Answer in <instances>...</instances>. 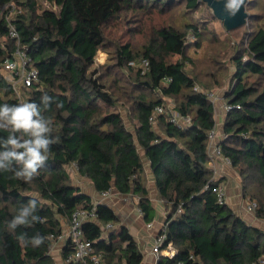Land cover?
I'll return each mask as SVG.
<instances>
[{
	"label": "trees",
	"instance_id": "obj_1",
	"mask_svg": "<svg viewBox=\"0 0 264 264\" xmlns=\"http://www.w3.org/2000/svg\"><path fill=\"white\" fill-rule=\"evenodd\" d=\"M11 2L23 10L10 18V24L5 15L12 14L13 8L2 9ZM40 2L55 5L57 10L39 13ZM180 4L194 9L199 0H0V63L19 47L31 58L28 68L36 69L39 79L32 88L20 89L22 98L21 91L27 93L20 100L11 79L0 73V104H39L44 91L63 103L62 108L53 104L46 113L55 122L53 135L59 136V142L51 145L49 159L32 183L0 173V264H56L51 248L66 228L62 220L70 224L74 212L94 206L95 217L84 221L82 229L102 261L141 264L144 255L129 228L120 223L110 205L74 184L67 167L76 165L77 173L89 180L98 194L115 190L136 196L143 219L149 223L155 219L156 209L144 158L150 163L167 211L160 234L165 233V243L172 242L177 248L174 257L160 256L157 264H260L264 231L218 201L215 190L222 179L213 181L214 171L208 166V132L216 125V111L205 90H195L197 77L185 68L189 60L187 35L190 32L199 39V28L191 23L184 31L173 26L157 28L142 53L135 52L130 43L116 48L118 66L132 69L140 55L141 63L149 60L148 72L143 75L139 66L134 81L139 94L134 101L137 121L133 130L114 109V94L93 68L105 44L104 27L111 20L127 11L163 13ZM11 26L19 34V44L10 36ZM171 55L180 59L168 60ZM233 61L235 83L226 92V102L235 108L224 118L220 146L243 176L247 177L245 171L251 173V181H256L263 193L264 86L247 82L251 74L264 76L263 24L250 31L242 47H236ZM165 78L171 79L167 85ZM154 93L176 98L175 109L190 116L192 123L179 126L163 114L155 127L150 115L156 106L165 104L158 96L149 97ZM30 193H37L44 201L36 213L43 222L10 232L7 223L28 202ZM260 202L255 212L264 218V200ZM108 223L119 227L105 233ZM37 233L46 237L39 247H21L16 239L21 234L31 238ZM73 250L72 240H66L61 249L65 262Z\"/></svg>",
	"mask_w": 264,
	"mask_h": 264
},
{
	"label": "rangeland",
	"instance_id": "obj_2",
	"mask_svg": "<svg viewBox=\"0 0 264 264\" xmlns=\"http://www.w3.org/2000/svg\"><path fill=\"white\" fill-rule=\"evenodd\" d=\"M44 9L56 11L57 6L47 2H40L38 12L40 13ZM18 10L19 9L12 11V16H15ZM246 10L248 14H250L247 23L231 31H227L224 28L222 21L214 15L212 9L204 0H199L198 6L194 9H189L185 4H180L175 5L172 9L163 13L157 10L151 12L127 11L111 20L104 27L105 44L98 51L93 68L98 70V75L101 76L102 82H104L114 94L116 98V107L114 109L122 115L126 126L133 130L137 121L134 101L139 94V90L134 84V81L136 80L137 69L143 57L140 55L132 63V69L127 66H118L116 65V48L118 45L130 43L135 52L142 53L145 46L155 37L157 28L173 26L180 31H184L187 23L196 25L201 31V37L196 39L190 32L188 33L186 54L189 60H186L185 68L189 74L197 77L199 88L205 91H214L221 98V101L218 103L220 106L218 107L216 116V123L219 126L224 114L222 104L227 101L226 92L231 90L235 83L234 75L236 73V66L233 61V56L236 53V47L239 48L244 45L251 30L255 29V27L260 24L264 26V0H252L248 2ZM197 43H199V46H197ZM167 59L176 61L180 59V56L171 55ZM0 73L9 80L11 79L12 73L4 71L1 65ZM247 82L249 84H258L257 86H259V84L264 86V76L261 78L258 75L251 74ZM21 93H23V98L27 94L25 90L21 91ZM157 96L164 100L167 110L176 107L177 99L174 97L162 96L155 93L149 95V97L153 98ZM218 116H220V118ZM155 127H159V120L155 124ZM220 128L222 127L220 126ZM139 149L141 148L139 147ZM140 151L142 152V150ZM144 166L146 167L145 171L148 174H152L151 168L148 166L145 159ZM220 168L222 170L221 173L227 174L222 178L223 180L226 179V182L223 181L227 192L225 200L232 197L231 200L233 201L231 204L233 206L236 204L237 207L238 205L239 207H247V204L250 202H256L261 205L260 199L264 200V192L262 193L259 190L256 181H251V173L249 171H245L247 175V177H245L240 173L239 168H236L232 164L228 166L223 165ZM67 169L70 173L72 182L90 192L92 188L90 182L82 178L72 165L67 167ZM233 175H235V178H238L237 181L232 179ZM229 179L231 183L230 186L227 183ZM95 198L97 199V197ZM110 203L112 205L114 204L116 210H119L115 202ZM158 211L161 210L158 209ZM253 213L257 215L255 210ZM127 217L128 215L125 212L120 218L124 221L125 226L129 227L134 222L136 223L138 220H141H131L127 219ZM62 223L63 227H67L69 224L66 220H62ZM146 223L147 222L143 219L142 225L145 226ZM160 224L161 223L155 222L154 232L160 228ZM117 227H119V224ZM58 260L56 264H63L60 259ZM101 264H106V261L103 260Z\"/></svg>",
	"mask_w": 264,
	"mask_h": 264
},
{
	"label": "clouds",
	"instance_id": "obj_3",
	"mask_svg": "<svg viewBox=\"0 0 264 264\" xmlns=\"http://www.w3.org/2000/svg\"><path fill=\"white\" fill-rule=\"evenodd\" d=\"M246 0H224V10L235 17L245 8ZM55 104L62 108L63 103L44 91L40 103L21 101L17 104H0V173H11L10 179L32 181L45 167L50 154L51 145L59 142L53 118L46 113ZM30 199L22 205L13 218L7 223L10 232L20 226H31L43 222L37 215L38 208L44 203L37 193H30ZM21 247L31 245L39 247L46 237L37 233L28 238L26 234L16 237Z\"/></svg>",
	"mask_w": 264,
	"mask_h": 264
},
{
	"label": "built area",
	"instance_id": "obj_4",
	"mask_svg": "<svg viewBox=\"0 0 264 264\" xmlns=\"http://www.w3.org/2000/svg\"><path fill=\"white\" fill-rule=\"evenodd\" d=\"M12 7V10H16V6L13 2L8 3L4 5L2 11H5L7 8ZM20 13L21 10H18ZM5 13L1 12V15ZM7 20L11 24L10 18L12 17V14L7 13L6 15ZM10 36L13 38H16L17 43L20 42L19 34L17 33L14 26H11L9 29ZM31 61V58L27 55V53L21 49L17 48L13 55L7 56L1 63V67L6 72H11V82L17 91V95L20 98V100H23L20 89L21 88H27L30 89L33 87L36 82L39 81L38 79V71L34 68H28V64ZM141 67V73L144 75L148 72L149 69V60L144 59L142 63L140 64ZM171 81L170 78H165L163 80V83L167 85ZM195 90L199 91L202 90L199 88L198 85L195 86ZM208 99H210L215 107L216 116H217V110H218V104L219 101H221V98L214 92V91H205ZM224 113L226 114L231 109L235 108L233 105H230L228 102H223L222 104ZM237 107V106H236ZM168 114L170 115V120L179 125V126H189L192 123V118L187 115H183L180 112H178L175 108L171 110H167L165 105H159L156 106L152 114L150 115V122L155 125L158 121V118L160 115ZM219 126L215 125L211 130L208 132V143H207V153L209 156V166L214 171V175L212 180L217 181L219 178L217 177L218 172L215 171L212 167L214 166V163L216 161H220V165H231L232 161L231 159L224 155L220 143L224 138L223 130ZM73 167L76 168V165ZM217 172V173H216ZM216 173V174H215ZM223 182H220L218 186L216 187V193L218 197V201L220 203H225V196H226V186ZM112 195V190L103 192L102 194H99V202H102L101 200L106 199ZM98 199V198H97ZM257 207L256 202H250L247 204V209L250 211H254ZM95 206L91 210H85V209H78L74 214L72 215V219L70 224L65 228L63 234L58 238V240L62 239L63 241H66L68 239H71L74 244V250L71 253V255L66 259L67 263L72 264H101L102 257L101 254L97 253L94 248V242L87 239L84 235V231L82 229V225L84 221L89 220L91 218L95 217ZM154 222L147 223L148 228H153ZM162 226V225H161ZM117 228L116 225L108 223L104 226V232L107 233L110 230H113ZM57 240V241H58ZM166 240V234L162 233L160 234V230L158 231L154 246L151 249V252L156 255L157 261L160 258V256H165L168 258H172L177 253V248L174 247L172 242L165 243ZM55 241V242H57ZM55 242L51 249L54 248ZM177 264H185L183 262H178ZM260 264H264V255L260 258Z\"/></svg>",
	"mask_w": 264,
	"mask_h": 264
},
{
	"label": "crops",
	"instance_id": "obj_5",
	"mask_svg": "<svg viewBox=\"0 0 264 264\" xmlns=\"http://www.w3.org/2000/svg\"><path fill=\"white\" fill-rule=\"evenodd\" d=\"M218 106H220V105H218ZM225 116H226V114L224 113L222 116V119L219 123V127L221 126L223 128V122H224ZM218 117L220 118V116H218ZM218 117H217V119H218ZM140 150H142V149H140ZM144 159H145V161H147L148 166L150 167L149 161L146 158H144ZM220 164H221L220 161H216L212 168L215 171H217L218 173H220L219 176L218 175L217 176H218V178L222 179L224 177V175H227V174L221 173L222 170L220 167H222V166ZM208 166H209V164H208ZM147 177L149 180L151 201H152V204L157 211L156 215H155V219L153 220V222H154V225H155V222L161 223L160 224V228H161V225L165 222L167 211L165 210L164 203L159 196V193H158L157 188L155 186V180H154L152 174L147 173ZM84 179H86V178H84ZM232 179H235V181L238 180V178H235V175L232 176ZM223 181L226 182V179H224V180L222 179V182ZM227 183L230 186V184H231L230 179L228 180ZM90 184L92 187L90 192L84 190L80 185L79 186L83 189L84 192L88 193L93 198L97 197L99 199V197H100L99 194L95 191L91 182H90ZM228 190H231V189H228ZM226 194H227V192H226ZM229 198L230 199L225 200V203H227L235 212H237L249 224L256 226V227H259L264 231V218L257 217L252 211L248 210L246 206L239 207V205H238V207H237L236 204L233 206L231 204V202L233 201V200H231L232 197H229ZM101 201L110 205L116 211L119 218L122 216L123 213L126 212L128 215L127 219H131V220L141 219L140 221L138 220L136 222L137 224L134 222L130 227L129 226H127V227L129 228L130 233L134 236V238L138 242L139 247H140L141 251L143 252L144 259H143V262L141 264H157V257L155 256V254H153L151 252V249L154 246L155 238H156V235H157L158 231L160 230V228L157 231L155 230V232H154L153 231L154 227L148 228L147 223L145 226L142 225L143 216H142V214L138 208L136 196H134L133 194L122 195V194L117 193L115 190H112V195L106 199L101 200ZM132 201H134V202H132ZM110 202H115V205L119 207V210H116L114 204L112 205ZM158 209H160L161 211H158ZM124 216H125V214H124ZM120 220L122 221L121 218H120ZM120 223L125 225L124 221H122ZM64 243H65V241H63L62 239L55 242L54 248L51 249V254L56 261H59L58 259H60V261L63 264H66L65 260H63L62 256H61V249L64 246Z\"/></svg>",
	"mask_w": 264,
	"mask_h": 264
},
{
	"label": "water",
	"instance_id": "obj_6",
	"mask_svg": "<svg viewBox=\"0 0 264 264\" xmlns=\"http://www.w3.org/2000/svg\"><path fill=\"white\" fill-rule=\"evenodd\" d=\"M208 6L212 9L214 15L222 21L224 28L227 31L237 29L244 26L247 23L248 12L246 11V0L245 8H242L240 13L235 17L229 16L224 10V0H204ZM165 223V222H164Z\"/></svg>",
	"mask_w": 264,
	"mask_h": 264
}]
</instances>
